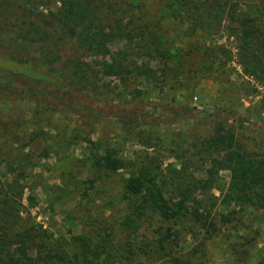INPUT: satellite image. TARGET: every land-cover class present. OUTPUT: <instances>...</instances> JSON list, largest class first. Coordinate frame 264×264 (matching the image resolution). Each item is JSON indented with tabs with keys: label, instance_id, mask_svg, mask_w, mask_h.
<instances>
[{
	"label": "trees",
	"instance_id": "trees-1",
	"mask_svg": "<svg viewBox=\"0 0 264 264\" xmlns=\"http://www.w3.org/2000/svg\"><path fill=\"white\" fill-rule=\"evenodd\" d=\"M30 1L1 0L7 5L19 3L17 7H26L28 13L12 25V38H0V45L9 42V59L37 73L0 67L1 102L31 103L44 113L80 122L113 117L122 125L178 124L197 116H216L221 109L183 105L156 118L129 106L127 100L114 103L112 96L129 88L126 94L136 99L137 82L185 81L191 71L200 77L201 69L213 64L212 50L203 43L221 35V29L237 40L242 72L264 83V0H51L57 5L47 13L34 10ZM168 18L184 26L183 38L171 34ZM222 21L226 25L221 26ZM106 79L115 80L119 88ZM64 85L83 89L88 96L73 100ZM259 129L264 134V128ZM72 131L59 139L43 128L24 131L20 137L29 143L34 137L40 140L36 158H58L56 201L67 198L85 209L107 196L122 239L105 241L113 235L105 225L94 226L93 236L80 231L79 222H72L65 232L51 230L34 190L21 184L28 159L23 151L27 146L21 142L16 158H9V152L0 155V264H120L138 253L142 258L145 252L146 263L149 256L160 264H188L189 259L175 251L188 231L210 236L217 224L229 223L250 208H264V159L252 157L229 130L216 128L211 136L192 144L193 152L183 148V141L176 142L171 156L180 162L166 168L151 158H125L118 144ZM146 138L135 141L148 150L162 147L156 138ZM71 144L78 146L77 152L68 151ZM198 162L203 166L192 167ZM220 170L229 174L225 189L220 190L221 206L228 211L214 220L208 193L216 187ZM120 174L123 178L114 189V178ZM34 208L38 214L32 215ZM141 231L150 236L133 242ZM103 234L108 237L103 239ZM263 262L261 256L256 264Z\"/></svg>",
	"mask_w": 264,
	"mask_h": 264
},
{
	"label": "rangeland",
	"instance_id": "rangeland-1",
	"mask_svg": "<svg viewBox=\"0 0 264 264\" xmlns=\"http://www.w3.org/2000/svg\"><path fill=\"white\" fill-rule=\"evenodd\" d=\"M30 2L34 10L43 13L52 11L57 5L51 0H31ZM17 5L12 3L7 5L0 0L1 40L6 37L12 38V25L22 20L23 14L28 13L24 11L26 7H17ZM168 21H170L168 27L171 34L183 38L186 33L184 26L176 24L169 18ZM223 24L226 25L224 21L221 22V26ZM220 31H222L221 35L216 34L212 39L203 43L212 50L213 64L207 70L201 69L200 77L191 71L185 81H181L183 79L175 82L160 80L158 84L137 82L134 87L140 94L136 99L126 94L129 88L124 90L120 88L119 96H112L114 103H126L122 100H127L129 106L145 110L156 118H163L166 116L165 111L169 112L183 105L194 107L197 110L221 109L222 111L216 116H197L178 124L145 125L141 122H136V124L130 122L122 125L113 117L90 118L80 122L78 119L62 117L56 113H44L31 103L10 104L0 101V155L9 152L11 153L8 155L9 158H16L17 153L15 152L21 142L27 146L23 150L28 153L24 168L27 174L23 177L21 184L34 190L38 209L46 212L51 230L56 233L65 232L72 228V222H79L80 231L89 232L93 236L96 234L93 230L94 226L105 225L113 232V235L105 241L117 243L122 239L117 234L116 223L119 219L114 220L115 216L110 211L111 200L107 196L105 200L95 199L85 209L74 206L67 198L56 201L58 194L56 170L60 166L58 158H36L33 154L40 152L39 148L42 143L35 137V140L30 143L22 141L20 134L24 131H38L43 128L49 136L59 139L63 134H71L72 130L76 129L90 140H99L115 146L118 144L125 158L136 159L137 157L139 160L151 158L154 164L166 168L180 162L171 156L174 154L176 142L183 141L185 143L183 148L188 147L187 152H193L192 144L208 138L216 128L221 127L229 130L236 142L252 157L264 159V134L259 129V126L264 128V83L242 72L237 56V40L233 35L227 36L226 33L229 31L226 29ZM9 44V42H4L0 45V67L37 76L36 71L27 66L15 64L9 59ZM218 46L221 47L214 48ZM106 81L110 86L116 85L119 88L115 80L106 79ZM63 87L73 94V100L88 96L83 89L75 90L65 85ZM85 101L89 104L92 100L86 98ZM143 136L144 138L149 136L151 141L156 138L155 142L162 147L148 150L145 145L142 146L135 141ZM144 140L148 141L147 138ZM45 143L48 144V140ZM28 147L31 148V153ZM74 149L77 152L78 146L69 145V152H73ZM200 164L202 162L192 167L203 166ZM1 166L2 164L0 168ZM228 176L226 170L218 171L216 187L208 193L212 200L209 214L214 220L228 211V208L222 207L220 203V190L225 189ZM121 178L123 174L114 178V189L117 188L116 184ZM37 210L31 209V214H38ZM40 219L41 217H37V220ZM105 235L107 236L103 234V239L106 238ZM149 236L147 231H141L138 235L131 237L136 243ZM191 250H196V253H190ZM175 251L182 259H189L188 264H256L259 258L264 256V208H250L241 215H236L229 223L217 224L216 231L210 236L200 234L197 237L196 233L191 235L188 231L180 238ZM146 253L142 258L139 253L138 257L128 256L127 259H122L120 264H160L149 256H147L149 261L144 262ZM164 264H171V262Z\"/></svg>",
	"mask_w": 264,
	"mask_h": 264
}]
</instances>
